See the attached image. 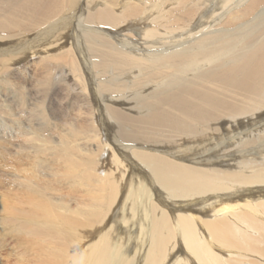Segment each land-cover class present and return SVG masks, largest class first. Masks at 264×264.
I'll return each mask as SVG.
<instances>
[{"label": "bare ground", "instance_id": "obj_1", "mask_svg": "<svg viewBox=\"0 0 264 264\" xmlns=\"http://www.w3.org/2000/svg\"><path fill=\"white\" fill-rule=\"evenodd\" d=\"M0 188V264H264V0H0Z\"/></svg>", "mask_w": 264, "mask_h": 264}, {"label": "rangeland", "instance_id": "obj_2", "mask_svg": "<svg viewBox=\"0 0 264 264\" xmlns=\"http://www.w3.org/2000/svg\"><path fill=\"white\" fill-rule=\"evenodd\" d=\"M37 62L38 61H35V62H30L29 63V65H30V74H38V72L40 73V72H42V71H44L43 70V68L42 69H40L41 67H39L38 66V64H37ZM17 80H12L10 83H11V89L13 90V91H15L16 89H18L17 88V84L19 83V82H16ZM16 82V83H15ZM64 83V82H63ZM63 87H65V89H64V91H62L61 92V94H60V101H65L67 98H69V97H72L75 93H73V94H71V88H69L70 89V91H69V89L67 88V86H65L64 84H62V85H60V88H63ZM15 94V93H14ZM65 94H67V96L65 95ZM62 95H63V97H62ZM17 95H14V97L15 98H17L16 97ZM65 96H66V98H65ZM101 158H103V156L101 157ZM4 189L3 188H0V194H4ZM3 192V193H2ZM3 253V252H2ZM2 254H1V249H0V256H1Z\"/></svg>", "mask_w": 264, "mask_h": 264}]
</instances>
